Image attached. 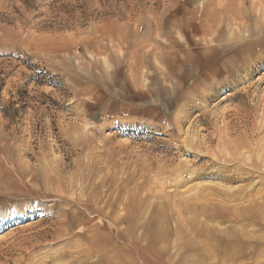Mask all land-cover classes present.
<instances>
[{
  "label": "rangeland",
  "instance_id": "obj_1",
  "mask_svg": "<svg viewBox=\"0 0 264 264\" xmlns=\"http://www.w3.org/2000/svg\"><path fill=\"white\" fill-rule=\"evenodd\" d=\"M186 198L264 264V0H0V264H179Z\"/></svg>",
  "mask_w": 264,
  "mask_h": 264
},
{
  "label": "bare ground",
  "instance_id": "obj_2",
  "mask_svg": "<svg viewBox=\"0 0 264 264\" xmlns=\"http://www.w3.org/2000/svg\"><path fill=\"white\" fill-rule=\"evenodd\" d=\"M196 202L197 201L194 202V205ZM178 205L181 212L185 213L177 222V230L183 232L186 226L191 228V235H188L185 242L176 249L177 251H175L176 253L185 250L184 257L182 256L180 258L183 259V261L179 264L236 263L238 259H250L253 256L252 245L244 238L247 232L242 231V236L240 237L236 231L237 227H234V224H232L239 220H244L254 226L255 223L260 222L257 217L249 213L248 209H242L243 212L236 214V218H232L228 215L227 210H225L226 208L224 207L217 208L210 204H207V206L204 204L201 209L196 210V208L193 207L192 201L187 198L181 200ZM252 209L254 210L255 208L252 207ZM225 229H228L229 231L223 232ZM160 237L163 238L164 235H161ZM194 238H206L209 242L204 245H199V243H197L198 241H193ZM263 242L264 236H261L260 238H257L256 245H260ZM194 245H196V247ZM164 251L163 248H160L162 254ZM218 255L221 256V259H215L212 263L207 262ZM134 258L135 255L131 252L129 254V259L132 262L124 260L121 264H139L134 261ZM202 259H206V262L202 261Z\"/></svg>",
  "mask_w": 264,
  "mask_h": 264
}]
</instances>
